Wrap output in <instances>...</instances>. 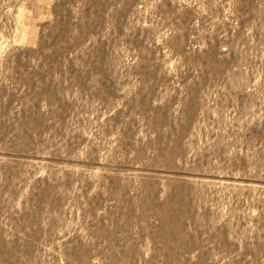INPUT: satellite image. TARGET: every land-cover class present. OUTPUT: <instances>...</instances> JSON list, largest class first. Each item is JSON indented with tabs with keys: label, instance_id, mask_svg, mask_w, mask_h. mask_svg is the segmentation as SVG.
Returning <instances> with one entry per match:
<instances>
[{
	"label": "rangeland",
	"instance_id": "obj_1",
	"mask_svg": "<svg viewBox=\"0 0 264 264\" xmlns=\"http://www.w3.org/2000/svg\"><path fill=\"white\" fill-rule=\"evenodd\" d=\"M0 264H264V0H0Z\"/></svg>",
	"mask_w": 264,
	"mask_h": 264
}]
</instances>
